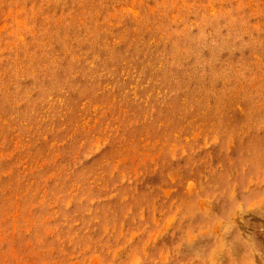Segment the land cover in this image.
Listing matches in <instances>:
<instances>
[{
	"label": "rangeland",
	"instance_id": "rangeland-1",
	"mask_svg": "<svg viewBox=\"0 0 264 264\" xmlns=\"http://www.w3.org/2000/svg\"><path fill=\"white\" fill-rule=\"evenodd\" d=\"M0 264H264V0H0Z\"/></svg>",
	"mask_w": 264,
	"mask_h": 264
}]
</instances>
